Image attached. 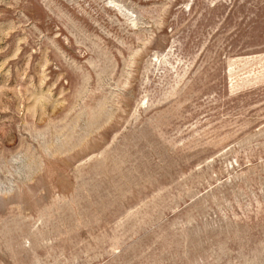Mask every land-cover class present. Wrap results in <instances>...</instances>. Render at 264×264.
<instances>
[{
  "label": "rangeland",
  "instance_id": "374dc122",
  "mask_svg": "<svg viewBox=\"0 0 264 264\" xmlns=\"http://www.w3.org/2000/svg\"><path fill=\"white\" fill-rule=\"evenodd\" d=\"M0 264H264V0H0Z\"/></svg>",
  "mask_w": 264,
  "mask_h": 264
}]
</instances>
